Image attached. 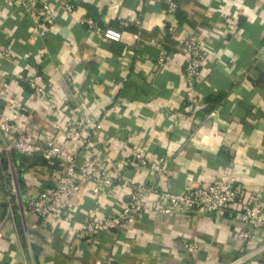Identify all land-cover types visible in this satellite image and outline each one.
Returning <instances> with one entry per match:
<instances>
[{
	"label": "crops",
	"instance_id": "obj_1",
	"mask_svg": "<svg viewBox=\"0 0 264 264\" xmlns=\"http://www.w3.org/2000/svg\"><path fill=\"white\" fill-rule=\"evenodd\" d=\"M78 2L73 14L57 3L54 27L36 42L38 28L29 14L15 9L11 0H0V41L12 54L11 59L0 54V118L15 105L32 116L34 139L53 136L75 151L79 143L65 140L56 125L70 114H85L101 124L94 142L109 167L126 152L140 150L165 164L161 179L133 169L128 176L135 181L170 183L172 192L180 193L192 176L195 187L233 184L239 207L264 202V58L259 57L264 0ZM172 2L178 6L174 16L167 13ZM91 15L101 21V30L119 29L121 42L106 41L101 30L84 25ZM227 17L239 24L228 28ZM192 33L209 52L195 88L183 76L185 58L179 49ZM162 47L168 53L164 67L157 63ZM20 76L44 77L55 91L51 103L35 97L26 83L17 84ZM192 92L197 106L188 103ZM217 108L216 116L208 118ZM204 126L217 130L214 150L195 139ZM21 164V189L28 196L51 187L61 171L40 156L22 157ZM114 189V202L121 207L128 192ZM102 202L103 213H109L112 201L104 195ZM94 207L91 186L85 184L72 202L70 221L29 216L24 223L21 215H8L0 189V219H8L0 237V264H229L264 244V229L202 211L163 214L151 197L137 223L103 233L90 247L76 231ZM241 231L252 237L240 239ZM185 243H200L202 251L191 255ZM256 261L264 263V253Z\"/></svg>",
	"mask_w": 264,
	"mask_h": 264
},
{
	"label": "built area",
	"instance_id": "obj_2",
	"mask_svg": "<svg viewBox=\"0 0 264 264\" xmlns=\"http://www.w3.org/2000/svg\"><path fill=\"white\" fill-rule=\"evenodd\" d=\"M11 1L15 9H21L29 14L32 23L38 28L33 36V40L36 42L42 40L43 32L47 33L54 27L57 19V3L65 14H73L79 6L78 0ZM177 9V4L172 2L168 6L167 13L174 16ZM82 23L90 30H101V21L95 16L84 18ZM226 24L228 28L233 29L239 24V21L235 17H227ZM123 26L130 27V24L124 22ZM101 36L104 40L114 43H119L122 40V32L111 27L102 29ZM138 37H140V33ZM179 49L185 58L183 76L195 88V83L198 84L200 81L209 52L197 33L187 36ZM0 54L5 59L12 58V54L3 49L1 41ZM167 55V51L162 47L157 59L160 67L166 65ZM259 57L264 58V41L259 51ZM42 79L45 80L41 76H20L16 82L17 84L26 83L35 97L43 99L49 105L55 96V91L44 84ZM188 103L199 105V99L194 92L188 95ZM8 108H11L12 111L5 113L0 118V164L6 162V167L2 170L0 178V189L4 193L9 216L19 214L24 223L29 216L46 220L52 218L60 223L68 222L74 198L81 193L85 184H88L91 186L95 207L87 211V220L76 231V237L90 247L95 246L103 233H112L121 226L137 223L145 212L146 200L151 197L158 199V211L163 214L173 211L181 213L202 211L216 217L228 215L251 228L264 229V202L256 199L239 207L240 194L231 183L219 182L204 187H195L193 185L194 178L189 176L188 184L184 190L174 193L170 183L147 184L135 181L128 176L133 169H137L145 175H157L161 179L165 174V164L152 159L149 154L140 150L126 152L116 158L113 166L109 167L99 154L97 144L94 142L101 136L102 127L93 118L72 112V115L58 120L56 129L64 139L79 143V148L72 151L53 136H47L43 141L34 139L30 128L32 116L23 115L15 105L11 104ZM217 110L218 108L209 113L208 118L215 117ZM13 153H18L28 160L40 156L43 161L50 164H59L61 171L53 178L54 182L51 187L42 189L35 195H24L19 172L12 157ZM114 187L128 192V201L121 207H118L114 202L117 198ZM104 195L112 201L109 213L102 211V196ZM7 220V217L0 219V237ZM238 235L240 239L252 237L249 231H241ZM184 248L191 255L202 251L200 243H185ZM263 253L264 244L244 252L229 264H253Z\"/></svg>",
	"mask_w": 264,
	"mask_h": 264
},
{
	"label": "clouds",
	"instance_id": "obj_3",
	"mask_svg": "<svg viewBox=\"0 0 264 264\" xmlns=\"http://www.w3.org/2000/svg\"><path fill=\"white\" fill-rule=\"evenodd\" d=\"M217 130L214 126H204L201 127L195 136V139L207 146L210 150H214V146L219 141V137L217 136Z\"/></svg>",
	"mask_w": 264,
	"mask_h": 264
},
{
	"label": "trees",
	"instance_id": "obj_4",
	"mask_svg": "<svg viewBox=\"0 0 264 264\" xmlns=\"http://www.w3.org/2000/svg\"><path fill=\"white\" fill-rule=\"evenodd\" d=\"M117 30H119V29H117ZM218 101H219V98H217L216 101L211 100L210 102L214 104V103H217ZM12 157H13V160H14V163H15L16 166L17 165L18 166H21V167H24L25 166L24 164H21V158H22V156L20 154L13 153L12 154ZM5 167H6V162H3L2 164H0V178L2 176V170L5 169Z\"/></svg>",
	"mask_w": 264,
	"mask_h": 264
},
{
	"label": "water",
	"instance_id": "obj_5",
	"mask_svg": "<svg viewBox=\"0 0 264 264\" xmlns=\"http://www.w3.org/2000/svg\"><path fill=\"white\" fill-rule=\"evenodd\" d=\"M217 161H218V162H220V160H219V159H218ZM45 163H46V164H48V162H47V161H45ZM259 264H264V263H263V262H261V261H259Z\"/></svg>",
	"mask_w": 264,
	"mask_h": 264
}]
</instances>
